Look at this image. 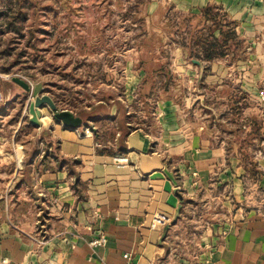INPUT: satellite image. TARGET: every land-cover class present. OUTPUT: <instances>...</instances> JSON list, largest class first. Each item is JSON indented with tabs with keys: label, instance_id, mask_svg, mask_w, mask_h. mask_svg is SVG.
<instances>
[{
	"label": "rangeland",
	"instance_id": "374dc122",
	"mask_svg": "<svg viewBox=\"0 0 264 264\" xmlns=\"http://www.w3.org/2000/svg\"><path fill=\"white\" fill-rule=\"evenodd\" d=\"M230 1L226 7L235 11L239 34L249 43L245 58L215 61L203 80L188 49L169 38L177 29L195 31L198 17L179 26L171 19L199 14L205 0H0V128L6 136L17 128V145L27 143L29 151L42 141L50 160L57 151L49 129L38 131L29 122L36 96H49L56 106L52 111L45 104L44 118L60 122L56 111H71L82 118L77 128L111 154L120 151L132 130L162 140L163 122L174 120L185 140L195 136L205 146H222L231 165L244 170L239 178L247 187L261 174L255 160L264 153L259 139L264 138V10L251 11L255 5L264 8V0ZM6 22L20 31L6 28ZM12 76L24 79L30 90L9 98L10 84L19 86ZM30 134L31 141H24ZM52 159L73 176L76 160ZM221 181L213 174L206 189L185 197L178 216L166 224L160 264L199 259L205 238L234 211L230 182ZM48 197L45 206L56 199ZM44 212L48 219V207Z\"/></svg>",
	"mask_w": 264,
	"mask_h": 264
},
{
	"label": "crops",
	"instance_id": "0c3cea01",
	"mask_svg": "<svg viewBox=\"0 0 264 264\" xmlns=\"http://www.w3.org/2000/svg\"><path fill=\"white\" fill-rule=\"evenodd\" d=\"M211 1L215 2L205 0L199 7L221 5L235 18L227 0ZM263 10L260 5L251 9L258 14ZM239 28L240 23L238 33ZM197 66L203 72V65ZM21 93L22 88L10 84L7 96ZM206 100L204 96L201 101ZM44 119L48 123L38 131L48 128L56 142L57 155H50V160L44 156L42 141L29 151L27 143L17 145V128L9 136L0 128V264H125L124 253L137 264H160L168 222L152 228L153 216L161 213L173 221L185 197L206 189L213 174L222 179L218 183L230 182L234 211L205 238L198 260L264 264V153L259 151L255 160L261 174L245 187L239 178L244 170L231 165L222 146H205L195 136L185 140L188 136L174 120L163 122L167 132L162 140L132 130L123 139V149L111 154L101 152L91 133L82 128H68L42 116L43 123ZM54 156L76 160L73 176ZM119 156L128 162H116ZM76 180L79 184L74 186ZM49 195L56 199L45 206ZM99 230L107 243L92 250L88 241Z\"/></svg>",
	"mask_w": 264,
	"mask_h": 264
},
{
	"label": "trees",
	"instance_id": "16d2710c",
	"mask_svg": "<svg viewBox=\"0 0 264 264\" xmlns=\"http://www.w3.org/2000/svg\"><path fill=\"white\" fill-rule=\"evenodd\" d=\"M136 3L139 4L140 0H137ZM1 15H5V13H1ZM180 15L188 17L178 21L171 19L173 26L186 25L189 23V18L198 17L197 27L195 31L188 30L186 33L180 32L178 29L174 30L171 32L172 36L169 38V42L188 49L190 57L200 64L202 63L203 80L210 71V63L213 61L228 59L230 62H236L245 57L244 53L248 44L238 33L239 21L224 10L221 5L208 3L199 9V14L180 13ZM5 25L8 29L20 31L18 27L12 26V23L6 22ZM3 71L5 72V70ZM259 139L264 138L259 136ZM122 149L123 146L120 151ZM77 184H79V180H76L74 186Z\"/></svg>",
	"mask_w": 264,
	"mask_h": 264
},
{
	"label": "water",
	"instance_id": "95a60500",
	"mask_svg": "<svg viewBox=\"0 0 264 264\" xmlns=\"http://www.w3.org/2000/svg\"><path fill=\"white\" fill-rule=\"evenodd\" d=\"M195 62L200 66V68H202L200 62ZM10 80L19 85L23 90H30V85L21 77L12 76ZM45 104L48 105L52 111L56 110L53 100L46 95L36 96L34 101H31L29 104V122L36 128L41 125V109L45 106ZM55 118L68 128H77L82 124V118L75 116L71 111L68 110L56 111Z\"/></svg>",
	"mask_w": 264,
	"mask_h": 264
},
{
	"label": "built area",
	"instance_id": "2783aa9c",
	"mask_svg": "<svg viewBox=\"0 0 264 264\" xmlns=\"http://www.w3.org/2000/svg\"><path fill=\"white\" fill-rule=\"evenodd\" d=\"M4 101V95L1 91L0 88V104ZM116 162L123 164L128 162V158L126 156H119L116 157ZM168 222V217L165 216L164 214L157 213L153 216V219L151 221V227L152 228H157L160 226L165 225ZM107 243V238L103 232L100 230L96 233L95 236H93L89 241H88V246L92 249L95 250L99 247L105 246ZM123 258L125 259V264H137L136 262L133 261L131 254L130 253H124ZM195 264H204V260L201 261H196Z\"/></svg>",
	"mask_w": 264,
	"mask_h": 264
},
{
	"label": "bare ground",
	"instance_id": "6f19581e",
	"mask_svg": "<svg viewBox=\"0 0 264 264\" xmlns=\"http://www.w3.org/2000/svg\"><path fill=\"white\" fill-rule=\"evenodd\" d=\"M42 116H43V114H41V117H40L41 125H40L38 128H40V127H42V126L44 125V123H43V121H42Z\"/></svg>",
	"mask_w": 264,
	"mask_h": 264
}]
</instances>
